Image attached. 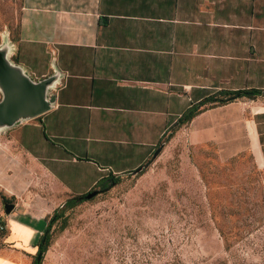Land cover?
Listing matches in <instances>:
<instances>
[{
	"label": "crops",
	"instance_id": "1",
	"mask_svg": "<svg viewBox=\"0 0 264 264\" xmlns=\"http://www.w3.org/2000/svg\"><path fill=\"white\" fill-rule=\"evenodd\" d=\"M9 40L33 79L51 65L61 73L52 106L9 129L59 191L50 210L130 173L186 108L220 90L259 92L205 102L187 123L222 109V131L211 121L199 141H244L264 174V0H21ZM2 225L26 258L45 218L9 213Z\"/></svg>",
	"mask_w": 264,
	"mask_h": 264
},
{
	"label": "rangeland",
	"instance_id": "2",
	"mask_svg": "<svg viewBox=\"0 0 264 264\" xmlns=\"http://www.w3.org/2000/svg\"><path fill=\"white\" fill-rule=\"evenodd\" d=\"M20 2L0 0V35L9 39ZM221 111L170 124L140 172L64 209L48 227L39 264H264V174L244 141H199L211 138V121L222 131ZM9 129L0 132V223L9 213H42L46 221L59 191ZM1 201L13 204L6 214ZM4 232L0 254L9 259L0 264H30L33 254L24 258Z\"/></svg>",
	"mask_w": 264,
	"mask_h": 264
},
{
	"label": "water",
	"instance_id": "3",
	"mask_svg": "<svg viewBox=\"0 0 264 264\" xmlns=\"http://www.w3.org/2000/svg\"><path fill=\"white\" fill-rule=\"evenodd\" d=\"M13 51V44L5 32L0 35V132L12 128L17 124L31 119L47 111L54 101V87L59 82L61 73L51 65V72L43 77L33 79L23 66L10 58ZM230 99L234 98L232 96ZM161 143L155 146L149 157L140 165L133 168L130 173L140 172L157 154ZM111 183L91 189L82 194L87 199L94 194L104 191ZM3 213H8L12 203L1 201ZM48 232L45 227L40 234L39 243L43 241ZM40 257V250L37 249L34 261Z\"/></svg>",
	"mask_w": 264,
	"mask_h": 264
},
{
	"label": "trees",
	"instance_id": "4",
	"mask_svg": "<svg viewBox=\"0 0 264 264\" xmlns=\"http://www.w3.org/2000/svg\"><path fill=\"white\" fill-rule=\"evenodd\" d=\"M259 91L256 90V89H241V90H220V91H217L216 94L218 96H216V94L214 95H211V97H206L198 102H196L194 105H191L189 106L188 108H186L176 119L175 121L172 123L174 126H179L180 124L182 123H185L187 121H189V119L196 113H198L199 111H201L202 109H204V107H199L201 106L203 103L205 102H211L210 105L208 106H211L212 104H221V103H224L228 100H230V96L232 97H238V96H241V95H244V96H251L253 94H257ZM172 126V125H170ZM160 142V140H159ZM117 179L118 177H109V178H103L101 180H99V182L93 187H103L109 183L111 184H114L117 182ZM91 190V189H90ZM83 194V193H82ZM82 194H76V195H71L69 197H67L66 199H64L59 207H55L52 209L51 211V214L50 216L48 217V219L45 221V225L43 227V229L45 227H49L50 224L56 220V219H61L60 217V214L61 212L64 210V209H67V208H71L72 206L78 204L79 202H81L83 200L82 198ZM64 226V219H62L60 222H59V227L62 228ZM43 231V230H42ZM41 231V232H42ZM41 234V233H40ZM40 234L36 237L35 239V242H34V245H35V251L31 257V261H30V264H39V259L41 257V253L44 251L46 245H47V242H48V235L46 234L44 236V239L42 242L39 243V237H40ZM39 249L40 250V257L38 259L37 262L34 261V255H35V252L36 250Z\"/></svg>",
	"mask_w": 264,
	"mask_h": 264
},
{
	"label": "built area",
	"instance_id": "5",
	"mask_svg": "<svg viewBox=\"0 0 264 264\" xmlns=\"http://www.w3.org/2000/svg\"><path fill=\"white\" fill-rule=\"evenodd\" d=\"M3 229V225L0 223V230H2Z\"/></svg>",
	"mask_w": 264,
	"mask_h": 264
},
{
	"label": "bare ground",
	"instance_id": "6",
	"mask_svg": "<svg viewBox=\"0 0 264 264\" xmlns=\"http://www.w3.org/2000/svg\"><path fill=\"white\" fill-rule=\"evenodd\" d=\"M19 230V229H18Z\"/></svg>",
	"mask_w": 264,
	"mask_h": 264
}]
</instances>
